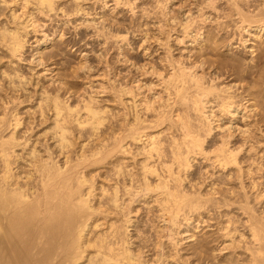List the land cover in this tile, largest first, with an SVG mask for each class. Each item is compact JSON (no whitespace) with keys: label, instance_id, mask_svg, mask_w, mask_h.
<instances>
[{"label":"bare ground","instance_id":"obj_1","mask_svg":"<svg viewBox=\"0 0 264 264\" xmlns=\"http://www.w3.org/2000/svg\"><path fill=\"white\" fill-rule=\"evenodd\" d=\"M171 4V0L156 1L155 10H161L167 22L162 19L163 22L159 21L156 29L160 33L172 22L178 26L176 33L179 37L175 43L181 46L189 43L188 47L193 50L200 48L203 54L198 56L200 59L197 61L189 58L185 62L183 58L174 56L173 46L169 45L173 37L170 35L173 34L166 38V44H163L162 38L156 39L159 47H164L166 51L162 63L166 64L163 71L167 73L158 72L152 67L145 74L153 73L157 77L158 84L152 83V86H159L160 92L150 97L149 92L142 95L144 88L139 81L133 84H123L121 79L112 81V84L109 83L113 85L110 88L114 95L112 97H115L116 103H120L119 108L124 106L122 114L109 109V105L103 108L101 101L89 94L88 98L77 103L70 90L65 92L69 88H66L67 79L64 80L62 76L55 81L59 86L54 93L46 89L30 92L28 87L31 81L19 72L18 63H23V59L25 61L23 56L27 52L31 33H40L42 37L35 41L38 51L44 50L49 45L50 36L58 33L47 34L50 30L46 32V21L41 18L62 16L67 19L63 28L77 19L74 22L77 23L76 28L93 29V34L102 39L104 46L111 39L124 44L128 36L113 33L114 20L106 24V13L102 17L104 20L96 18L99 15L96 10H110L113 15L127 10L135 16L138 10L146 11L143 9L147 5L146 0H0V75L1 79H5L0 83V264H182L184 260L180 262L181 251L177 248L181 246L180 237L179 240L177 237L190 232L192 222H197L198 228L205 212L223 211L224 208L226 213L223 220H226V224L222 227L218 224L221 227L218 229L228 245L225 246V242L223 245L226 248L221 250H232L231 253H236L240 260L244 257L240 264H264V207L262 205L259 211L251 206L243 183L239 187L242 186L246 194H242L244 200L238 208L243 218L238 221L232 214V207L237 204L224 195L220 187V190L218 187L210 188L211 184V190L207 196H203L195 189L197 185L203 189L200 186L203 184L195 181L194 185L190 180V186L187 185L190 179L188 174L193 172L199 159L214 170L227 172L235 168L239 177H247L252 168L245 172L240 155L245 153L247 145H250V152L255 149L258 152L257 148L264 144L261 143L264 139V107L261 106L262 112L255 98L256 91H261L256 90L257 87H264V0H196L193 4L195 9L185 12L180 18L173 17ZM94 10L95 15L94 12L91 14ZM93 15L95 17L92 19ZM209 24L216 26V31L211 33L213 36L206 35ZM232 30L236 31L233 39L217 44V36ZM62 33L61 40L65 36ZM142 42L140 48L147 38ZM238 44L245 50L249 48L248 45L251 46L250 62L245 63L243 58L244 61H241L229 53L230 59L214 62L210 71L207 70L210 48L219 55L223 49L230 52L239 48ZM145 49L148 53L149 49ZM42 54L40 52V56ZM37 60L38 66H42V58ZM16 63L18 67L13 70ZM85 65L88 67L89 64ZM143 67L146 69L147 66ZM81 69H86V66ZM224 69L229 70L225 71L226 75L222 72ZM142 75L144 77V72ZM234 75L240 78L228 82ZM107 87L106 91L110 86ZM263 92L264 89L261 95ZM75 102L77 104L74 105ZM238 120L239 124L249 122L243 124L244 129L239 126L234 131L235 125H239ZM255 129L262 137L261 142L253 136ZM238 132V137H243L244 142L236 147L234 141ZM102 168L103 175L98 173ZM97 177L101 180L98 181ZM207 177L205 179L209 180ZM241 177L238 178L239 182ZM256 195L257 202L264 199V192L259 191ZM140 204L142 207H139ZM143 208L147 212H155L161 224L158 229L160 244L157 242L159 245L155 244L156 247L147 251L140 244L136 245L140 238L138 233H141L140 212ZM236 215L239 217L240 214ZM237 223L241 224L240 228ZM183 225H186V229L182 234ZM195 235L187 236L192 240ZM163 238L173 250L165 248Z\"/></svg>","mask_w":264,"mask_h":264},{"label":"rangeland","instance_id":"obj_2","mask_svg":"<svg viewBox=\"0 0 264 264\" xmlns=\"http://www.w3.org/2000/svg\"><path fill=\"white\" fill-rule=\"evenodd\" d=\"M156 1H159V0H146V2H147V5L143 8V9H145L146 11L144 12L143 10H138V15H135V16H133L130 12H128L127 10H122L121 11V13H120V15L118 14V12H117V14L115 13L114 15H113V13L110 11V10H107V11H102V10H100V9H98V10H96V12L97 11H99V12H97V13H99V15L96 17V18H100L101 17V19H103L102 17L104 16L103 14L104 13H106L105 14V20H106V24H111V21H112V23H113V20H114V22L116 23L117 21L119 22V19H120V22H119V24H121V25H119L118 23L115 25V23L113 24L115 27L113 28V33H115V34H121V35H127L128 36V40L123 44L122 42H116V40L117 39H115V41H114V39H111L110 41H109V43L107 44V45H105L104 46V43H103V41H102V39L100 38H97V35L96 34H93L94 32H92V31H94L93 29L91 30H88L86 27L84 28V29H81V28H76V26L75 25H77V23H74L77 19H73V20H75L74 22L72 21V23H70V25L68 24L67 25V27H65V28H63V24H64V22H66L67 21V19L65 20L64 19V17H62V16H53L52 17V19H45V18H41V19H43L44 21H48L47 23L45 22L44 23V21H42L41 20V22L42 23H44L45 25H46V28H48V29H46V32H48L49 30V32L51 33H47V34H49V35H53V32L54 31H58V33L56 34V35H53V36H50V41L48 42L49 43V45H47L46 47H44V50H37V43L35 42V41H37L38 39L40 40V38H42L41 37V35H40V33H38V35L36 34V33H31L30 35H29V39H28V41L30 42H28L27 44V47H26V54H24V56H23V58H25V61H24V59H23V63L22 62H20V63H18V66H16L17 65V63L15 64V66L13 67V70H14V68L15 67H18V69H19V72L21 73V74H23L24 76H26L27 78H28V80H30L29 82H30V85H29V91L30 92H35V90H38V91H43V90H48L50 93H54L55 91H56V89L58 88V86H59V84L58 83H56L55 84V81L56 80H58V79H60L61 78V76H62V78L65 80V79H67V81H66V83H68V87H66V88H69V89H67V90H65V92H68L69 90H70V92L72 93V94H74V97H73V99L75 98L76 99V101H77V103H78V100L79 101H81L82 99H84V98H88V94H89V96H94V97H96L98 100H100L101 101V106L103 107V108H105V107H107L108 108V105H109V109H113L115 112H120V113H122L123 112V110H124V106H122V108H119V107H121L120 106V103H118V101H117V103H116V101H115V97H112V96H114L113 95V91H111V87L113 86H111V85H109V83L110 84H112L111 82L113 81L114 82V80H122V81H120V82H123V84H124V82H126V84L128 83V84H130V83H134V81L136 82V81H139V82H141V85L143 86V91L141 92V93H143L142 95H148L149 93V95H150V97L151 96H153L155 93H157L158 91L160 92V87L159 86H155L154 87V85L155 84H158L157 82H158V79H157V77L156 76H154L153 75V73L152 74H145V72H146V70H148L149 68H152V67H154V68H156V70H158V72L159 71H161V73L163 72V73H167L166 71H163V69H164V67H165V65L166 64H164V63H162V61H164L165 59V49H164V47L162 48V47H159V42L158 41H156V39L158 40V39H161V40H163L162 42H163V44L165 43H167L166 42V38L167 37H169V35L170 34H173V35H170V36H173L172 37V40H171V43L169 42V45L172 47V51H173V54H174V56L178 59V58H180V59H182L183 58V61H185V62H188L189 61V58H191V60L192 61H197V60H199L200 59V57H198V56H200L201 54H203V50L201 51L200 50V48H197V49H192L191 47H188V45H190L189 43L188 44H182V46L180 45V44H176L177 43V40H175L176 38H178L179 37V34L178 33H176L177 32V29H178V26H175V24H173L172 22V24L171 23H168V26H166L165 28H164V30L163 31H160V33L162 34H160L159 33V29L157 28L156 29V27H158L157 25H158V23H159V21L160 22H163V20H164V22L166 21V18H164V16H162V11L161 10H155V8H154V6H155V3H156ZM196 2V0H171V5H173V6H171V9L173 10L174 9V11H173V17H181L182 16V14H184L185 12H187V11H189V10H191L192 8L193 9H195V6H193V4ZM181 6V7H180ZM150 7V8H149ZM182 8V9H181ZM180 9V10H179ZM192 9V10H193ZM182 10V11H181ZM178 11V12H177ZM184 11V12H183ZM93 12H94V15H95V10L94 11H92L91 12V14H93ZM100 12H102V13H100ZM112 14H111V13ZM96 13V14H97ZM180 15H179V14ZM131 14V15H130ZM146 14V15H145ZM92 16V19L95 17V16ZM155 15V16H154ZM158 15V16H157ZM113 16V17H112ZM117 16V17H116ZM129 16V17H128ZM161 16V17H160ZM62 17V18H61ZM115 17H116V19H115ZM139 17V18H138ZM103 19V20H104ZM113 19V20H112ZM151 20V21H148V20ZM163 19V20H162ZM58 20V21H57ZM64 20V21H63ZM78 20H80V19H78ZM102 20V21H103ZM117 20V21H116ZM131 20V21H130ZM60 21H61V23H60ZM102 21H98V22H102ZM107 21L109 22V23H107ZM154 21V22H153ZM157 21V22H156ZM59 22V23H58ZM122 22V23H121ZM143 22V23H142ZM153 22V23H152ZM165 23H167V22H165ZM118 25V26H117ZM133 25V26H132ZM153 25V26H152ZM210 25V26H209ZM207 27H208V29H207V31L206 32H208V33H206V35L207 36H213V34H211V33H214L215 31H214V28H216V26H215V24H209ZM74 26H75V29H74ZM169 26H171V27H169ZM69 27V28H68ZM134 27V28H133ZM143 30H142V29ZM155 28V29H154ZM170 30H169V29ZM174 28H176V31H175V29ZM212 28V29H211ZM56 29V30H55ZM64 29V30H63ZM115 29H116V31H115ZM117 30H118V32H117ZM133 30V31H132ZM142 30V31H141ZM45 31V30H44ZM61 31H63V33L62 34H64L65 36H64V38L61 40V39H59L61 36ZM131 31V32H130ZM170 31V32H169ZM171 31H173V32H171ZM214 31V32H213ZM146 32V33H145ZM155 32V33H154ZM164 32V33H163ZM169 32V34H167ZM232 32H234V33H232ZM71 33V34H70ZM137 33V34H136ZM34 34H36L37 36H35ZM42 34V33H41ZM156 36H155V35ZM166 34V35H165ZM216 34V33H215ZM214 34V35H215ZM225 34V35H224ZM235 34H236V31L235 30H232L231 32L229 31L228 33L227 32H225V33H222V35L220 34L219 36H217V38L216 39H218V40H216V41H218L217 42V44L218 43H220L222 40H230V39H233L234 37H235ZM92 35V36H91ZM96 35V36H95ZM140 35V36H139ZM143 35V36H142ZM154 35V36H153ZM159 35V36H158ZM162 37H161V36ZM181 35V34H180ZM94 36V37H93ZM146 36V37H145ZM175 36H177V37H175ZM35 37V38H34ZM77 37V38H76ZM93 37V38H92ZM135 37V38H134ZM140 37V38H139ZM38 38V39H37ZM147 38V42L145 43V45H143L144 46V48H143V46H142V48H140V46H141V43H143L142 41H145V39ZM181 38V37H180ZM31 39V40H30ZM37 39V40H36ZM95 39V40H94ZM220 39V40H219ZM52 40V41H51ZM151 40V41H150ZM62 41V42H61ZM156 41V42H155ZM174 41V42H173ZM215 41V42H216ZM220 41V42H219ZM141 42V43H140ZM176 42V43H175ZM186 42H189L188 40L186 41ZM103 43V44H102ZM122 43V44H121ZM127 43V44H126ZM150 43V44H149ZM121 44V47L119 46ZM148 44V45H147ZM173 44V45H172ZM36 47H35V46ZM68 45V46H67ZM84 45V46H83ZM118 45V46H117ZM154 45V46H153ZM178 45V46H177ZM249 45H250V42H249ZM247 46V47H249L247 50H245V48L243 47V46H241L240 44H238L237 46L239 47V48H237V49H234V50H232V51H228V50H225V49H223V50H221V52L219 53V55H218V53L216 52V51H213L214 49L213 48H210L209 49V53L207 54V59L209 60V64L207 65V70H209L210 71V68H211V64L212 63H214V62H219V61H223V60H228V59H230V56H229V53L231 54V55H233V56H236V57H238V58H240V59H244L245 60V63H247V62H250L251 61V52H249L250 50L249 49H251L250 47L251 46ZM31 46V47H30ZM124 47V48H123ZM154 47V48H153ZM178 47V48H177ZM183 47V48H182ZM188 47V48H187ZM105 48V49H104ZM122 48V49H121ZM145 48H147V49H149V51H148V53H146V49ZM162 48V49H161ZM133 51H132V50ZM152 49H153V51H152ZM179 49V50H178ZM34 50V51H33ZM118 50V51H117ZM124 50V51H123ZM159 50V52L157 53V51ZM186 52H184V51ZM193 50V51H192ZM31 51H33V52H31ZM42 51H44V52H42ZM69 51V52H68ZM84 51H85V53H84ZM94 51V52H93ZM105 51H106V53H105ZM115 51V52H114ZM164 51V52H163ZM192 51V52H191ZM238 51V52H237ZM241 51V52H240ZM38 52H39V54H38ZM40 52L41 53H43L41 56H40ZM99 52H101V53H99ZM124 52V53H123ZM132 52V53H131ZM150 52V53H149ZM156 52V53H155ZM180 52V53H179ZM216 52V53H215ZM35 53V54H34ZM83 54V55H81V54ZM109 53V54H108ZM119 53V54H118ZM222 53V54H221ZM224 53V54H223ZM240 53V54H239ZM245 53V54H244ZM258 52H256L255 54H254V56L257 54ZM86 54V55H85ZM114 54V55H113ZM122 54H123V56H122ZM160 54V55H159ZM186 54V55H185ZM199 54V55H198ZM227 54V55H226ZM109 55V56H108ZM120 55V56H119ZM125 55V56H124ZM250 55V56H249ZM85 56V57H84ZM89 56V57H88ZM97 56H98V58H99V60H98V58H97ZM106 56H107V58H109V60L106 58ZM113 56V57H112ZM178 56V57H177ZM219 56V57H218ZM225 56V57H224ZM33 57V58H32ZM102 57V58H101ZM248 57V58H247ZM39 58H42V60H43V65L42 66H38V62H36V60L37 59H39ZM81 58V59H80ZM100 58H101V60H100ZM122 58V59H121ZM126 58V59H125ZM31 59V60H30ZM33 59H35L34 60V62H35V64H34V62H33ZM52 59V60H51ZM58 59V60H57ZM86 59V60H85ZM105 59V60H104ZM112 59V60H111ZM119 59H121V60H119ZM124 59V60H123ZM128 59V60H127ZM162 59H164V60H162ZM241 60V61H244V60ZM81 60V61H80ZM7 61V60H6ZM32 61V62H31ZM38 61V60H37ZM85 61H87V62H85ZM91 61V62H90ZM124 61H125V63H124ZM29 62V63H28ZM89 62V63H88ZM102 62V63H101ZM106 62V63H105ZM116 62V63H115ZM133 62V65L131 64ZM135 62H136V64H135ZM85 63H87V64H89L88 65V67H89V69H88V67H87V65H85ZM107 63H109V65L107 64ZM118 63H120V64H118ZM20 64V65H19ZM50 64V65H49ZM98 64V65H97ZM107 64V65H106ZM126 64V65H125ZM128 64H130V65H128ZM147 64V65H146ZM150 64V65H149ZM161 64V65H160ZM28 65V66H27ZM31 65V66H30ZM82 65V66H81ZM86 66V69H81L82 67L84 68L85 66ZM96 65V66H95ZM106 67H105V66ZM117 67H116V66ZM121 65V66H120ZM137 65V66H136ZM140 65V66H139ZM11 66V65H10ZM110 66V67H109ZM113 66V67H112ZM143 66H147L146 67V69H144V67ZM163 66V67H162ZM40 67V68H39ZM75 67V68H74ZM128 67V68H127ZM138 67V68H137ZM140 67H142V68H140ZM28 68V69H27ZM45 68V69H44ZM53 68V69H52ZM76 68H77V70H76ZM91 68V69H90ZM106 68V69H105ZM133 68H136V69H134L133 70ZM17 69V70H18ZM31 69V70H30ZM78 69H80V70H78ZM112 69V70H111ZM138 69V70H137ZM144 69V70H143ZM22 70V71H21ZM31 72H30V71ZM83 70H85L84 72H83ZM87 70V71H86ZM91 70V71H90ZM93 70V71H92ZM123 70V71H122ZM217 70L219 71L220 69L219 68H217ZM36 71V72H35ZM39 71V72H38ZM72 71V72H71ZM78 71V72H77ZM97 71V72H96ZM105 71V72H104ZM110 71V72H109ZM137 71V72H136ZM144 72V77H143V75L141 76V74H143V72ZM225 71H229V70H226V69H224V70H222V72L226 75V73H225ZM74 72H76L75 74H74ZM90 72V73H89ZM92 72V73H91ZM120 72V73H119ZM150 72H151V70H150ZM156 72V71H155ZM50 73V74H49ZM79 73V74H78ZM98 73V74H97ZM125 73V74H124ZM127 73V74H126ZM132 73V74H131ZM211 73H212V70H211ZM213 73H215V72H213ZM232 73V72H231ZM1 74V73H0ZM41 74V75H40ZM78 76H77V75ZM110 74V75H109ZM38 75H40V77L38 76ZM43 75V76H42ZM45 75H46V77H45ZM48 75V76H47ZM54 77H53V76ZM76 77H75V76ZM100 77H98V76ZM107 75V76H106ZM148 76L149 75V77H146V76ZM151 75V76H150ZM33 76V77H32ZM87 76V77H86ZM102 76H104L103 78H102ZM142 78H141V77ZM154 78H153V77ZM35 77H36V79H35ZM60 77V78H59ZM105 77H106V79H105ZM109 79H111L110 81H108L107 79L108 78ZM122 77V78H121ZM129 77V78H128ZM133 77V78H132ZM147 79H146V78ZM155 77H156V79H155ZM238 77L239 76H236V75H234L232 78H230L229 80H228V82L229 81H231L233 78H236L237 80H238ZM2 78V75H0V83H1V80H3L4 82H5V79H1ZM29 78H31V79H29ZM47 78V79H46ZM52 78V79H51ZM80 78H82V79H80ZM87 78V79H86ZM97 78H99V79H97ZM102 78V79H101ZM131 78H132V80H131ZM138 78V79H137ZM141 78V79H140ZM240 78V77H239ZM45 79V80H44ZM73 79V80H72ZM88 79H90V80H88ZM92 79V80H91ZM101 79V80H100ZM126 79V80H125ZM145 79V80H144ZM151 79H153V80H151ZM253 79V78H252ZM49 80V81H48ZM96 80V81H95ZM106 80H107V82H106ZM147 80V81H146ZM253 80H255V79H253ZM256 80H257V78H256ZM2 81V83H4ZM133 81V82H132ZM146 81V82H145ZM37 82V83H36ZM40 82H42V83H40ZM85 83V84H84ZM93 83V84H92ZM152 83L154 84L153 86H152ZM45 84V85H44ZM52 84V85H51ZM73 84V85H72ZM96 84V85H95ZM100 84H102V85H100ZM108 84V85H107ZM81 85V86H80ZM98 85H100L99 87H98ZM110 86L109 87V90L108 91H106V89H108V87L107 86ZM116 85H117V83H116ZM149 85H151V88L149 87ZM38 86V87H37ZM87 86H89V87H87ZM97 86V87H96ZM102 86H105L106 88L104 89V87H102ZM148 88H147V87ZM33 87H35V88H33ZM87 87V88H86ZM91 87V88H90ZM32 88V89H31ZM31 89V90H30ZM43 89V90H42ZM84 89V90H83ZM91 89V90H90ZM94 89V90H93ZM98 89L101 91V89H104V90H102L101 92L100 91H98ZM156 89V90H155ZM260 90L261 89V91L260 92H262V90L264 89V87L263 88H259V86L257 87V89L256 90ZM82 90H83V92H82ZM155 90V91H154ZM255 90V91H256ZM258 90V91H259ZM112 93H111V92ZM63 92H64V90H63ZM64 92V93H65ZM106 92H108L107 94H106ZM109 92L111 93V94H109ZM149 92V93H148ZM258 93L257 91H256V96H255V98H256V104L257 105H259V106H257V107H259L261 110L263 109V108H261V106L262 107H264V92H263V95H261L262 93ZM76 93V94H75ZM152 93V94H151ZM257 93H258V95H257ZM79 94V95H78ZM105 94V95H104ZM260 94V95H259ZM84 95V96H83ZM101 95V96H100ZM104 97H107V98H104ZM78 96V97H77ZM100 96V97H99ZM260 96V97H259ZM262 97V98H261ZM81 98V99H80ZM102 98V99H101ZM259 101H258V100ZM262 99V100H261ZM107 100L109 101V103L107 102ZM106 102V103H105ZM76 102L74 103V105L75 104H77ZM115 103V104H114ZM263 103V104H262ZM113 106V107H112ZM116 106V107H115ZM119 109V110H118ZM259 109V110H260ZM121 110V111H120ZM262 112H263V110H262ZM123 114V113H122ZM252 116V115H251ZM240 117H241V115H240ZM239 121L240 120H238V123H237V125L239 124ZM249 122V121H248ZM248 122H245V123H241L240 122V124L238 125V126H236L235 125V127H234V131L236 130L235 128L236 127H243L242 129H244V127L245 126H243V124H245V125H247V123ZM160 130H161V128H159ZM254 129V128H253ZM258 131V129H255V130H253V136L254 137H256V141L258 140V141H262V137H259L260 135H259V132L258 133H256L257 131ZM154 131V130H153ZM156 131H159L158 129H156ZM256 134V135H255ZM165 135V134H164ZM164 135H162L163 136V138L165 139L166 138V135L164 136ZM238 135H239V132L237 133V140L236 141H234V146H236V147H238V146H240L241 144H243V142H242V140H244V138L243 137H238ZM257 137H259V138H257ZM240 140V141H239ZM236 142V143H235ZM261 143H264V139H263V142H261ZM238 144V145H237ZM261 145V146H260ZM258 144V146H260V147H258L257 148V150H258V152L256 151V149L255 150H253V152L251 151L250 152V149L251 148H249L250 147V145L248 146L247 145V147L248 148H246V146H245V149L244 150H246L245 151V153H247L248 152V154H245L244 152L240 155V159H241V161H242V167L243 168H245L246 170H245V172H247L248 170H250L251 168V174H248L247 175V177L250 175V177H246V175H243L242 177H241V179H243V180H241L240 179V182H239V180H238V178H240L239 177V173L236 171L237 169H231L230 171H232V172H230V171H228L227 170V172H224V171H219L218 169L217 170H214V169H212V167L210 168V166H209V164L208 163H204L203 164V162L199 159L198 161L200 162H196L195 163V165H194V168H193V172H190L189 174H188V176H190V179L188 178V180H187V185L188 186H190V183L191 184H194L195 185V181H197V184H203L204 185V181H206V184H205V187L203 186V185H200V186H202L203 187V189L202 188H200L197 184V186H195V189H196V191H200L202 194H203V196L205 195V196H207V193H209V190H211L210 188H217L218 187V189H219V187L222 189L221 191L224 193V195H226L229 199H232V202H234V203H236L237 205H236V207H235V205H234V207H232V214H235V215H233V217H235V219H236V221H238L239 220V218H243V216L241 217V215H242V213L240 212L239 213V211L240 210H238V208L240 207L239 205V203H241V201L242 200H244V198H243V195L242 194H246V193H244L245 191L246 192H248L247 193V195L249 194V198H250V204H251V206H253V207H255L257 210L259 209V211H260V209H262V205H263V207H264V199H260V201L259 202H257V200H256V194H258L259 193V191L260 192H264L263 190H264V171H263V169H264V148H262L263 147V145L264 144ZM261 148V149H260ZM248 150V151H247ZM263 150V152H262V154H261V151ZM254 152H255V154H254ZM257 152V153H256ZM250 153V154H249ZM261 154V155H260ZM257 155H260V156H257ZM242 156V157H241ZM257 156V157H256ZM245 158V159H244ZM247 158V159H246ZM252 159V160H251ZM260 159H261V161H260ZM245 160V161H244ZM249 160V161H248ZM255 160V161H254ZM202 162V163H201ZM256 162V163H255ZM259 162V163H258ZM246 165V166H243V165ZM247 164H248V166H247ZM250 164V165H249ZM254 166H253V165ZM256 164V165H255ZM260 164H261V166H260ZM258 165V166H257ZM197 166V167H196ZM199 166V167H198ZM197 169H196V168ZM207 168H210V169H207ZM256 168V169H255ZM257 168H258V170H257ZM261 168H263V169H261ZM259 169H260V171H259ZM104 170V168H102L101 170H98L99 172L98 173H100L101 175H103V171ZM205 170V171H204ZM214 170V171H213ZM262 170V171H261ZM202 171V172H201ZM236 171V172H235ZM201 172V173H200ZM208 172V173H207ZM228 172H230L229 174H228ZM235 172V173H234ZM256 172H259V173H256ZM206 173V174H205ZM217 173V174H216ZM262 173V174H261ZM214 174V175H213ZM228 174V175H227ZM245 174V173H244ZM204 175V176H203ZM227 175V176H226ZM231 175V176H230ZM252 175V176H251ZM256 175V176H255ZM207 176H209V177H207ZM260 176V177H259ZM208 178L209 180H206L205 178ZM213 177V178H212ZM230 177V178H229ZM237 177V178H236ZM263 177V178H262ZM203 178V179H202ZM237 180H236V179ZM97 179H99L98 181H100L101 179L99 178V177H97ZM202 180V181H199V180ZM205 179V180H204ZM250 179H251V181H250ZM191 180V181H190ZM204 180V181H203ZM224 180V181H223ZM228 180V181H227ZM244 180H246V181H244ZM253 180V181H252ZM256 180H258V181H256ZM260 180H261V182H260ZM190 181V183H188ZM209 181V182H208ZM217 181V182H216ZM242 181V182H241ZM194 182V183H193ZM215 182V183H214ZM238 182V183H237ZM248 182V183H247ZM254 182H256L255 184H254ZM214 183V184H213ZM232 183V184H231ZM240 183H243V185L245 186V188L248 190H246L245 189V191H244V189L242 188V186L241 187H239L240 186ZM256 185L255 186V188H254V185ZM212 184V186L210 187V185ZM217 184V185H216ZM227 184V185H226ZM229 184V185H228ZM234 184V185H233ZM251 184H252V186H251ZM262 184V185H261ZM220 185V186H219ZM225 186V187H223V186ZM213 186H215V187H213ZM222 186V187H221ZM237 186V187H236ZM197 187V188H196ZM208 187V188H207ZM210 187V188H209ZM260 187V188H259ZM199 188L200 189H202V191L201 190H199ZM206 188V189H205ZM236 188V189H235ZM228 189H229V191H228ZM250 189V190H249ZM257 189V190H256ZM220 190V189H219ZM231 190V191H230ZM235 190V191H234ZM242 190V191H241ZM253 190H255V191H253ZM204 191V192H203ZM232 191H234V194L232 193ZM241 191V192H240ZM244 191V192H243ZM250 191V192H249ZM229 192V193H228ZM243 192V193H242ZM252 192V193H251ZM254 192H256V193H254ZM231 193H232V197H234V198H232V197H230L231 196ZM236 193H238V194H236ZM228 194V195H227ZM251 194V195H250ZM236 195V196H235ZM256 195V196H255ZM238 196V197H237ZM245 196V195H244ZM239 197H240V199H239ZM251 197H253V198H251ZM236 199V200H235ZM239 199V200H238ZM254 201H256V202H254ZM255 203H256V205H255ZM253 204V205H252ZM139 207H142V204H140L139 205ZM234 208V209H233ZM226 209L224 208L223 209V211H222V209L220 210V211H215V212H213V211H210L209 213H213V214H209L208 212H205V214H203L204 215V219H203V216H202V223L200 224V225H198L199 227L197 228L196 226H197V222L195 223V222H192V225L193 226H191L190 228H189V231L190 232H188L186 235L185 234H183L184 232H185V229H186V225H183L184 227H182V228H184V229H182L181 230V232H182V234H183V236H178L177 237V239L180 237V242H179V244L181 245V246H177V248H178V250H179V254H181V256H180V262H182L183 260V262L185 263V264H213L215 261H216V263H214V264H240V262H241V260L244 258H241V260L239 259V258H237V256L235 255L236 253H231V252H233L232 250H228V251H226V250H221V249H225L226 247L225 246H227L228 245V242L227 241H225V240H223V236H222V233L220 232V228L222 227V225L226 222V220L224 221L223 219L225 218V216H223L225 213H226V211H225ZM238 212H237V211ZM151 211H153V210H151ZM231 211V210H230ZM229 212V210H227V213ZM235 212V213H234ZM151 213V214H150ZM155 212H150V211H148L147 212V209H142V211L140 212V215H141V218H140V221H141V223H140V232L141 233H138V234H140V238L136 241L137 242V246L139 245L140 247H143V250L144 251H147L148 249H153V247L155 246L156 247V245H159L160 244V242H159V238H158V229H159V226L161 227V224L160 223H158V220H157V218H156V215L154 214ZM215 213V214H214ZM222 213V214H221ZM216 214H219V215H216ZM236 214H240L239 215V217L236 215ZM210 215V216H209ZM212 215V216H211ZM155 216V217H154ZM209 217V218H208ZM211 217V218H210ZM221 219H220V218ZM221 220H219V219ZM206 219H207V221H206ZM212 219V220H211ZM244 219H245V217H244ZM209 220V221H208ZM218 220H219V222H218ZM206 221V222H205ZM222 221H224V222H222ZM149 222H150V224H149ZM208 222H209V224H208ZM216 223V224H215ZM160 224V225H159ZM185 224V223H184ZM196 224V225H195ZM218 224H220L221 225V227H220V225H218ZM226 224V223H225ZM224 224V225H225ZM153 225V226H152ZM158 225V226H157ZM195 225V226H194ZM208 225V226H207ZM211 225V226H210ZM240 225V226H239ZM219 226V227H218ZM237 226L240 228L241 227V224H239V223H237ZM194 227V228H193ZM196 227V228H195ZM202 227V228H201ZM219 228V229H218ZM194 229V230H193ZM195 229H197L196 230V232H195ZM212 229V230H211ZM202 230V231H201ZM218 230H219V232H218ZM241 230H242V228H241ZM194 232V233H193ZM199 232V233H198ZM206 232V233H205ZM195 233H196V235H195ZM221 234V237H219L220 236V234ZM195 235L194 237H192V240H191V238H189V236L190 235ZM206 234V235H205ZM218 234H219V236H218ZM187 235H189V236H187ZM156 236H157V238H156ZM205 236V237H204ZM136 237V236H135ZM182 237V238H181ZM188 237V238H187ZM195 238V239H194ZM217 238V239H216ZM221 238V239H220ZM146 239V240H145ZM157 239V240H156ZM182 239H184L183 240V242H182ZM179 240V239H178ZM191 240V241H190ZM221 240V241H220ZM165 241V242H164ZM156 242V243H155ZM157 242L159 243V244H157ZM168 241H166V239H162V243H163V245H166L167 247H165V248H167L169 251H171V250H173V247L169 244V243H167ZM186 242V243H185ZM202 242V243H201ZM227 244H226V243ZM165 243V244H164ZM181 243H183V244H181ZM194 243V244H193ZM196 243V244H195ZM200 243V244H199ZM225 243V244H224ZM154 244V245H153ZM156 244V245H155ZM225 246H224V245ZM182 245H183V247H182ZM192 245V246H191ZM194 245H196V246H194ZM203 245V246H202ZM219 245V246H218ZM220 245H222V246H220ZM202 246V247H201ZM151 247V248H150ZM160 247V249H162V247L161 246H159ZM158 247V248H159ZM222 247V248H221ZM157 248V250L156 251H158L159 249ZM172 248V249H171ZM180 248V249H179ZM206 248V249H205ZM168 250H166V251H168ZM218 250V251H217ZM221 252H223V253H221ZM156 251H154V252H156ZM168 251V252H169ZM202 251V252H201ZM216 251V252H215ZM153 252V253H154ZM219 252V253H218ZM203 253V254H202ZM217 253V254H216ZM226 253V254H225ZM187 254V255H186ZM214 254V255H213ZM229 254H230V256H229ZM147 255H151V254H147ZM190 255H191V257H190ZM202 255H203V258H202ZM182 256H184V257H187V258H182ZM236 256V257H235ZM235 257V258H234ZM179 258V257H178ZM183 259V260H182ZM215 259V260H214ZM236 259V260H235ZM239 259V260H238ZM203 260V261H202ZM214 260V261H213ZM224 260V261H223ZM220 261V262H219ZM226 261V262H225ZM231 261V262H230ZM182 262V264H184ZM228 262H230V263H228Z\"/></svg>","mask_w":264,"mask_h":264}]
</instances>
